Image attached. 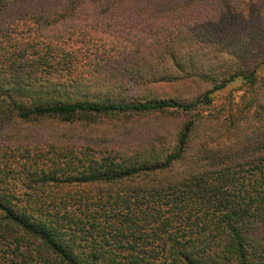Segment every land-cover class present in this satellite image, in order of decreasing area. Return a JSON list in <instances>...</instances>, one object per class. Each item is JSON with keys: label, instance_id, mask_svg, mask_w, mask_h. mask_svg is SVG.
<instances>
[{"label": "trees", "instance_id": "obj_1", "mask_svg": "<svg viewBox=\"0 0 264 264\" xmlns=\"http://www.w3.org/2000/svg\"><path fill=\"white\" fill-rule=\"evenodd\" d=\"M263 71L264 0H0V264H264L258 91L250 124L229 112L235 140L191 160L195 121L153 156L66 137L192 111L237 78L258 90ZM196 77L212 87L194 101L125 94Z\"/></svg>", "mask_w": 264, "mask_h": 264}, {"label": "rangeland", "instance_id": "obj_2", "mask_svg": "<svg viewBox=\"0 0 264 264\" xmlns=\"http://www.w3.org/2000/svg\"><path fill=\"white\" fill-rule=\"evenodd\" d=\"M154 87L153 91L129 88L125 91V94L134 92L140 94L138 96L150 98L173 96L186 101H194L206 90L210 89L212 84L209 80L196 77L187 83H158ZM257 91L264 98V79L262 82L260 81V89L255 90L244 79L237 78L230 82L223 90L213 93V101L210 104L202 105L192 111L172 110L155 115H121L116 113L104 116H92L96 117L95 120L97 122H79L76 125H71L66 137L71 141L95 142L93 145L101 146V148L118 146L121 143H129L132 140L140 144L142 150L143 148H149L151 144L155 143L150 150H142L143 153L147 152L145 155L151 153L153 156L155 154L152 151L153 148H158L162 145L161 148H168V144L174 142L185 124L195 121V128L190 135V147L187 153L188 158L191 160L193 154L197 152L208 154L206 150L210 148L217 149L220 146L224 147L232 140H235V133L229 134V112L237 111L234 113L235 115L239 113L243 114L241 113L242 109L249 107L252 113L248 117H245L247 121L241 120L239 123L243 126L244 124H250V115L254 116L260 110L258 106L260 103L254 99ZM112 98L118 99L120 96L113 95ZM261 104L264 107V100ZM253 124L251 123V125ZM138 157L141 161L146 160L145 157ZM97 186L99 187L93 186L90 188H101L100 184ZM72 191H76V189L72 188ZM96 194L98 192H95ZM86 195L84 193L82 198L92 197V193L88 194L87 197Z\"/></svg>", "mask_w": 264, "mask_h": 264}]
</instances>
